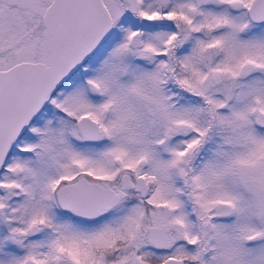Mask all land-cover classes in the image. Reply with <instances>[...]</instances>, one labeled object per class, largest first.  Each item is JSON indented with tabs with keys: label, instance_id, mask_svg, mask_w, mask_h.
<instances>
[{
	"label": "snow or ice",
	"instance_id": "6c2138e0",
	"mask_svg": "<svg viewBox=\"0 0 264 264\" xmlns=\"http://www.w3.org/2000/svg\"><path fill=\"white\" fill-rule=\"evenodd\" d=\"M0 264H264V0H0Z\"/></svg>",
	"mask_w": 264,
	"mask_h": 264
}]
</instances>
